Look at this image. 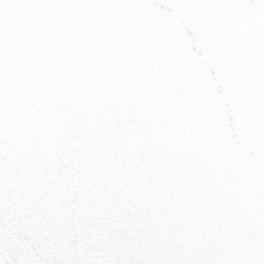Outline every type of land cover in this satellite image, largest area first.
<instances>
[{"label": "snow or ice", "instance_id": "6c2138e0", "mask_svg": "<svg viewBox=\"0 0 264 264\" xmlns=\"http://www.w3.org/2000/svg\"><path fill=\"white\" fill-rule=\"evenodd\" d=\"M0 264H264V0H0Z\"/></svg>", "mask_w": 264, "mask_h": 264}]
</instances>
